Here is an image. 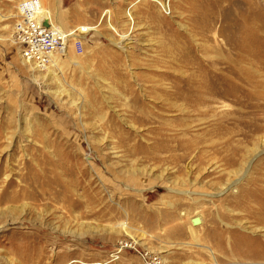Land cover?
Wrapping results in <instances>:
<instances>
[{"label":"rangeland","instance_id":"1","mask_svg":"<svg viewBox=\"0 0 264 264\" xmlns=\"http://www.w3.org/2000/svg\"><path fill=\"white\" fill-rule=\"evenodd\" d=\"M19 1L0 0V189L38 171L59 197L0 203V264H247L218 257L212 234L236 228L240 212L229 203L259 174L264 145L233 175L242 159L229 165L217 143L206 146L208 137L222 140L207 132L213 116L167 94L173 82L204 74L200 65L235 58L228 42L245 0H39L54 26H78L83 43L78 53L69 40L44 68L13 42ZM254 1L261 16L250 24L263 43L264 0ZM230 104L217 102L210 114ZM256 133L230 142L251 149L264 142ZM239 229L264 241L259 229ZM32 250L35 261L23 260Z\"/></svg>","mask_w":264,"mask_h":264},{"label":"bare ground","instance_id":"2","mask_svg":"<svg viewBox=\"0 0 264 264\" xmlns=\"http://www.w3.org/2000/svg\"><path fill=\"white\" fill-rule=\"evenodd\" d=\"M243 3L244 6L247 4L249 7H244L241 18L239 19V22H237V24H239V30L235 32L236 34H233V36L229 38L228 42V44L232 45V48L235 49V58L225 57V60H222L223 63L221 66H210L208 62L204 63L200 65L201 72L204 74L200 75L198 78H194L192 74L183 80L182 85H177L175 84L176 82H173L171 89L167 92L170 97L172 96L175 99H182L184 102L189 104V106L195 112H197V114L203 116L207 115L208 117L209 115L213 116V118L209 120V125H212L213 127L210 126L207 132H209V134L211 132L212 134L210 135H213L214 132L216 135L222 134V140L221 136L218 137L220 142H217L216 139H211V137H208L206 138V146L212 149L213 146H215V143H217L220 147L216 148L214 153L223 154V157L226 153L225 160L229 165H235L237 163L238 160L237 158H234L235 155L240 158L239 160L242 159L243 165H239L240 168L235 169V171L232 172V174L235 176L239 174L240 176L243 175L247 166L249 165L250 160L256 156L258 151H262L261 145H264L263 141L261 142L258 140L259 142L254 143V147L249 149L250 147L245 148L240 146L241 143L239 145L238 143L234 145L230 142L231 138L236 139L238 142L241 140L249 141L254 135L257 134L256 132L264 133V46L262 45L264 42L262 43L263 36L257 33V24L254 26H251L250 24L252 22L256 23V20H258L261 15L258 13L259 5L256 1L245 0ZM164 4L166 3L162 4L161 2V5L164 9H169V5ZM245 9H247V11H245ZM128 14L130 15L129 12ZM42 16L48 18L46 17V14H42ZM85 32H88V30ZM201 66L206 67V69L204 68V71H202ZM227 100L233 103V105L230 104L229 109L225 108L226 110H222L221 112L219 111V113L214 115L210 114L213 112L215 103H221ZM179 111L180 115H188V112H185L183 109H179ZM223 119L224 121H221ZM180 124V129L182 130H188L189 126H191L190 123L185 122ZM165 127L166 126H164L162 123H159L157 126L159 130L164 129ZM224 135L226 136L224 137ZM240 136H242V138ZM200 142L202 143V141L196 143L197 147L200 145ZM230 154H233V156L229 157ZM197 159L199 160V156H197ZM32 161L33 160H27L24 164H26V167L29 165L31 166ZM254 165L255 166L253 168L256 169V171L254 170L255 173L257 174L258 172L259 174H257V176L255 175L253 177H247L248 179H246L240 193L234 195V201L229 203L233 208L238 209L240 212L233 219L235 221L236 228L233 227V229L230 228L231 230H227L226 237L225 234L224 237H219L217 232L212 234V241L215 245V249L219 253L218 257L220 258H234L237 260L242 259L247 264H264V241L257 237L247 235V233L243 234L239 229L241 228L243 232L246 231L248 233H255L258 231L256 229H259L264 235V157L261 159L259 158ZM2 171L3 169H0V175L2 174ZM34 175L31 177H27V175L23 176L24 180L22 181L27 183L23 186H20V184H18V182L12 178L8 179L0 189V203L6 201L18 202L22 198L41 200V198H45L50 194H52L55 198L59 197V193H53V191L51 192L49 188L47 189V187L51 186V183H53L49 177H46L47 175L44 174V176L40 172L38 173V171L36 172V175ZM232 184H236V181ZM9 188H11V190H9ZM64 188H66L65 184ZM67 190L65 191L66 195L64 196L68 199L70 192ZM198 217L201 222V216ZM214 230H217L215 225L213 226V231ZM224 242L228 244L227 247L223 246ZM34 250L31 252H23V260H34V256L36 255L35 253H37ZM211 253L213 254L214 251H211ZM37 259L38 260L36 263L38 264L40 263L42 257ZM213 259L216 260V257Z\"/></svg>","mask_w":264,"mask_h":264},{"label":"built area","instance_id":"3","mask_svg":"<svg viewBox=\"0 0 264 264\" xmlns=\"http://www.w3.org/2000/svg\"><path fill=\"white\" fill-rule=\"evenodd\" d=\"M40 10L39 0L18 2L11 35L21 57L28 63L44 68L49 64L51 55L64 50L69 40H72L78 53L82 52L83 43L77 34L78 26L59 29L52 25L49 18L43 17Z\"/></svg>","mask_w":264,"mask_h":264},{"label":"water","instance_id":"4","mask_svg":"<svg viewBox=\"0 0 264 264\" xmlns=\"http://www.w3.org/2000/svg\"><path fill=\"white\" fill-rule=\"evenodd\" d=\"M191 222L196 225L199 224L200 219L198 216H194L193 218H191Z\"/></svg>","mask_w":264,"mask_h":264}]
</instances>
